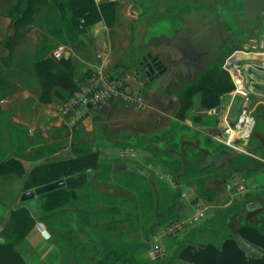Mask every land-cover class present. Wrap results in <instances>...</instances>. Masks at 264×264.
Returning <instances> with one entry per match:
<instances>
[{"label": "trees", "instance_id": "1", "mask_svg": "<svg viewBox=\"0 0 264 264\" xmlns=\"http://www.w3.org/2000/svg\"><path fill=\"white\" fill-rule=\"evenodd\" d=\"M223 1L232 8L224 7L221 1H209L199 5H185L174 15L178 18L182 12L192 13L199 10H205L211 14L221 13L225 17V25L230 34L220 43L217 57L200 68L197 79L185 83L174 91V95L178 98V106L169 123L151 133L132 135L124 141L126 147L142 148L150 152L151 161L157 160L166 167L171 178L180 185L172 190L167 184L159 181L155 187L145 178L142 184H133L142 196L150 199L158 193V205L164 209V213L158 215L161 222L177 214L182 187H195L201 190L207 200L214 199L217 189L210 191L206 186L210 180L219 178L232 169H240V177H245L253 172L257 162L252 155L237 152L219 140L209 138L206 131H200L185 122L187 113L195 108L212 110L222 105L223 98L235 88L230 73L224 68L226 59L235 50L242 49L246 42L259 37L264 31L260 11L252 12L246 0ZM119 5V1L98 4L96 0H18L9 26V28L12 25L15 27L14 37L18 35L22 26L33 22V18L38 13L43 23V26H39L43 32L37 50L28 57L33 62L32 68L42 88V100H48V94L55 89V96L63 102L89 81L94 72L92 69L79 70L73 64L72 58L56 59L52 52L60 44L69 46L72 43L75 50L84 47L85 42L80 38V34L99 21H104L110 27L115 25L119 16ZM232 9L237 16L232 14ZM133 52L137 58L136 72L146 77L141 86V91H145L165 72V66L155 57L148 56L145 60V47L137 44L136 41ZM3 68L5 67L0 61V69ZM112 77L120 76L112 73ZM255 115L257 130L262 127L261 130L264 132V105L255 110ZM101 119V116H96L95 125ZM108 136L115 137L111 132H108ZM92 148L93 143L90 140L76 137L74 144L76 156L55 160L34 168L26 181L25 188L37 187L61 179H75L79 176H84L87 179L85 183L91 187L94 168H102L100 172H108L111 169L107 162L97 163L96 154L93 153ZM223 151L230 154L227 163L221 166L203 165L202 161L208 153L217 155ZM23 171V166L18 160L7 156L0 157V173H22ZM68 187L70 186H60L51 190L50 193ZM95 193V191H87L88 202L96 197ZM102 199L105 197L103 196ZM234 211L233 208L228 207L216 209L208 222L201 224L190 234L195 237L203 230L210 229L216 239L206 245L197 246L191 244L187 238L181 243L177 254L194 264H264V256H248L241 244L242 239L264 250V215L259 216L256 224L242 218L238 227L240 238H237L232 236L230 228ZM69 212L72 211L68 210L67 213ZM12 214L19 235L23 237L33 225L29 209L21 206L14 209ZM71 214L63 213L62 216L69 220ZM77 215L81 222L89 219L85 212ZM95 215H100V212ZM178 219L180 218H173L170 221ZM145 246V243H141L140 249ZM110 259L121 264H141L137 251L128 252L121 247L108 249L96 264H106ZM0 264H20L19 253L11 244L0 243Z\"/></svg>", "mask_w": 264, "mask_h": 264}, {"label": "rangeland", "instance_id": "2", "mask_svg": "<svg viewBox=\"0 0 264 264\" xmlns=\"http://www.w3.org/2000/svg\"><path fill=\"white\" fill-rule=\"evenodd\" d=\"M209 1L224 2L223 0H205V2ZM246 1L252 12L260 11V18L264 27V0ZM190 2L195 3L196 0H190ZM17 3L18 0H0V61L6 69L15 66L20 60H28L25 57L21 58L22 52L30 45L39 42L40 37H37L35 29L40 31L39 26H43L39 13H36L37 15L33 18L34 21L22 26L18 31V35L14 37L15 27L12 25L9 28V26ZM223 6L232 8L225 3H223ZM198 12L199 22L194 15ZM231 12L233 15L235 14L234 9ZM189 14L190 33L194 36L199 33L203 50L201 55L203 62H210L219 54L220 43L230 34L225 25V17L221 13L211 14L205 10L194 11ZM235 16L237 15L235 14ZM227 19L229 20L228 17ZM182 27L183 21L179 18L165 17L156 22L150 23L148 21L144 32L145 42L162 35L172 37L182 31ZM261 35H264V31ZM252 56L257 55L252 54ZM98 64L96 63V66L92 68L93 71L98 70L96 69ZM82 67L85 68V66H81L80 69H83ZM107 70L111 74L120 76L119 79L122 81L129 82L135 89L141 90V86L146 79L141 73L136 72L135 67L131 66L109 65ZM1 74L0 71V85L4 84L2 83ZM244 76L246 82H248L249 76L245 71ZM252 89L255 88L252 87ZM3 97H5V90L0 86V99ZM117 101L126 105L128 114L133 118L139 116L145 110V106L139 107L135 104L125 103L120 99H117ZM241 102L242 97L238 96L234 102V112L238 110ZM156 118H160L159 124L155 122ZM145 120H147V126H144L145 124L136 126L131 123L132 121L125 127L117 126L110 121L100 123V127H112L115 136L112 138L113 145L108 149L96 145V147L93 146L92 151L96 154L97 163L107 162L111 169L108 172H100L102 168H94L90 183L91 187L87 183H80L75 180L72 186L57 192L50 193L48 191L49 193L37 194L34 191L33 194L20 196L17 195L13 187L12 189L10 187L13 186L14 182L9 181L6 174L0 173V188L3 186V191L0 189V215H2L0 218V243L11 244L14 247L19 253L20 264H96L99 259L103 258L108 249L115 247L125 248L128 252L137 251L141 264H194L181 258L177 254V250L187 238H189L191 244L197 246L214 241L216 238L210 229L203 230L195 237L190 234L201 224L208 222L214 211L220 207L235 210L230 221L231 234L240 238L238 227L242 219L241 213L235 209L238 203L227 205L226 190L227 182L234 177H240V169L229 170L223 176L215 177L206 184L207 190L217 189V195L214 199L207 200L199 189L191 190L189 191L191 193L189 197L179 200L177 214L169 217L165 222H161L158 215L163 214L164 209L158 205V193L150 199L142 196L141 192L133 187V184H142L143 178H145L155 187L159 181L167 184L172 190L180 185L171 178L166 167L159 168L160 163L157 160L151 161L152 155L147 150L138 148L136 149L137 155L129 158H122L119 155L121 148H127L124 141L131 135H137L148 130L150 132L155 127L163 128L169 123L171 117L154 113L150 124L149 117H146ZM261 128L259 127L258 130H261ZM254 139L255 142L256 140L260 141V135L256 134L255 131L251 140ZM229 155L226 151L221 152L220 161L222 163L220 165H215L212 159L206 157L202 163L221 166L227 163L225 157ZM150 163H153V166H150ZM156 170L160 172L157 173ZM26 181H23V191L26 189L24 186ZM53 183L55 182L48 184ZM41 186L43 185L37 186V188ZM30 188L28 187V189ZM181 189V192H183L184 187ZM89 190L96 192V197H93L91 202H88L87 199V191ZM103 196L105 199H102ZM30 200H35V205H30ZM200 200H204L206 204V209L202 211L201 217L189 223L186 228L174 235L166 234V223L173 218L192 219L197 212ZM21 206L29 209L33 219L32 228L23 237L19 235L12 214L14 209ZM68 210L72 211L69 212L72 213L69 220L65 219L67 217L62 216L63 213L69 214L67 213ZM80 212L88 214V221H80L77 215ZM99 212L100 215L96 216L95 213ZM103 212H108V214H103ZM259 216L261 214L256 215L252 223H258ZM158 242L165 247V257L156 262H151L147 258V251ZM141 243L146 244L142 249H140ZM241 244L248 256H264L263 249L246 243L244 240L241 241ZM106 264L121 263L110 259Z\"/></svg>", "mask_w": 264, "mask_h": 264}, {"label": "crops", "instance_id": "3", "mask_svg": "<svg viewBox=\"0 0 264 264\" xmlns=\"http://www.w3.org/2000/svg\"><path fill=\"white\" fill-rule=\"evenodd\" d=\"M107 1L120 2L119 16L115 25L110 27L104 21L93 24L80 34L85 46L75 50L73 45H69L67 57L72 58L76 68L83 71L94 68L96 63H99L96 68L98 69L103 58L107 59L109 65L135 67L137 58L133 51L136 41L137 44L145 47L144 59L146 60L148 56L160 59L165 66V72L149 89L143 92L145 110L139 116L133 118L128 114V108L123 102L111 99L101 107L92 109L79 126L70 128L60 116L62 102L55 96V89L48 94V100H42L43 92L39 79L32 68V60L28 59L36 52L39 42L25 48L21 58L25 57L28 60H20L15 66L0 70L2 83H4L0 86L5 90V97L0 99V157L14 158L23 166L24 171L21 174L16 172L6 174L8 180L14 182L10 187L15 189L17 195L33 194L37 188L32 187L23 191V181L29 178L31 169L34 167L55 160L75 157L76 137L90 140L94 147L99 145L104 149L111 148L113 142L108 132L114 134V131L112 127H100V123L110 121L112 124L125 127L132 121L131 123L136 126L144 124L147 126L146 117L150 118V124L154 113L164 114L172 119L178 106V98L174 95V91L187 82L195 81L200 68L208 63H204L201 56L203 50L199 33L196 36L190 33L188 12H182L178 16L183 21V30L174 36L162 35L152 38L149 42H145L144 39L148 21L156 22L165 17L177 19L174 15L182 7L188 4L199 5L205 0H196L195 3H191L190 0H96L98 4ZM194 15L199 16V12ZM197 20L199 22V17ZM35 30L37 37H40L43 31ZM260 41H264V35L250 39L244 47H250ZM252 54L257 56H252ZM238 57L245 66H264V47H260L256 52H242L238 54ZM81 66L85 68L80 69ZM246 85H249V82H246ZM251 93L255 99L250 98L245 101L242 98L236 112H234L233 104L230 110L231 119L238 116L245 102L254 110L264 105V92L251 87ZM226 111L227 108L222 105L212 110L195 108L187 113L185 122L200 131H206L209 138H215L217 134L220 135L222 115ZM96 116L102 118L97 125L94 120ZM155 122L159 124L160 118H156ZM157 129L161 128L155 127L150 132L148 130L140 133H151ZM255 132L260 135V141L251 140L248 144V151L257 159V162L252 173L241 177L245 180L247 193L244 197L232 198L227 192V205L238 203L235 209L239 210L241 218L251 222L256 215H264V132L257 128ZM220 157H222L221 153L206 155V158L212 159L215 165L222 163ZM228 160L229 156H226L225 161ZM159 165V168H162L163 165ZM150 166H153V163H150ZM72 180L85 183L87 179L76 177ZM2 188L0 189L3 191ZM186 188L196 189L195 187H184Z\"/></svg>", "mask_w": 264, "mask_h": 264}, {"label": "built area", "instance_id": "4", "mask_svg": "<svg viewBox=\"0 0 264 264\" xmlns=\"http://www.w3.org/2000/svg\"><path fill=\"white\" fill-rule=\"evenodd\" d=\"M260 47H264V41L250 47L245 46L242 49H237L226 59L224 68L230 73L235 88L223 98L222 106L227 108V111L222 115L220 135L215 136V139L223 144L234 148L238 152L247 154H249V151L248 148H245V145L249 144L257 123L255 110L245 102L235 119L230 118V110L238 96L244 98L245 101L250 100L251 87L246 85L244 71L246 72V68L251 65H243L238 54L256 52ZM52 55L56 59L67 57L68 46L58 45ZM108 66L107 59L103 58L100 67L93 72L89 81L60 104V116L70 128L79 126L85 117L91 113L92 109L101 107L111 99H120L125 103L135 104L139 107L145 106V97L141 90L133 88L129 82L112 77V74L107 70ZM119 155L122 158L134 157L137 155V151L133 148H121ZM189 189L186 188L181 192L182 200L190 196ZM191 190L193 191V189ZM226 190L232 198L243 197L247 193L245 180L241 177H234L227 182ZM205 209V201L200 200L195 216L192 219L180 218L170 221L165 226L166 234L174 235L183 230L189 223L198 220ZM165 253V247L158 242L148 249L147 258L151 262H156L163 259Z\"/></svg>", "mask_w": 264, "mask_h": 264}, {"label": "water", "instance_id": "5", "mask_svg": "<svg viewBox=\"0 0 264 264\" xmlns=\"http://www.w3.org/2000/svg\"><path fill=\"white\" fill-rule=\"evenodd\" d=\"M148 67L150 68V66L148 65ZM247 74L249 76V86L253 87L259 91L264 92V66H250L248 67L247 70ZM251 99H255V96L250 93L249 96ZM245 148H248V144L245 145ZM83 176H80V178ZM72 183H74V181L70 178L68 179H63V180H59L53 184H48V185H43L39 188H36L35 191L37 194H41V193H45L48 191H51L55 188H58L60 186H72ZM36 201L35 200H30V205H35Z\"/></svg>", "mask_w": 264, "mask_h": 264}]
</instances>
